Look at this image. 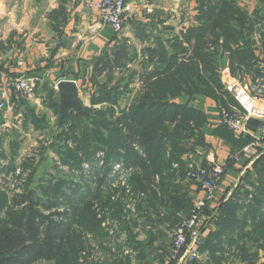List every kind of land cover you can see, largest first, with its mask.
I'll return each mask as SVG.
<instances>
[{"label":"trees","instance_id":"1","mask_svg":"<svg viewBox=\"0 0 264 264\" xmlns=\"http://www.w3.org/2000/svg\"><path fill=\"white\" fill-rule=\"evenodd\" d=\"M260 2L264 4V0ZM262 8L250 12L237 0H197L191 23L178 31L163 26L165 35L155 36V45L144 47L140 59L138 51L130 53L125 43L113 54L104 51L93 63L91 78L97 82V89L91 105H82L79 116L73 110L67 112L50 145L59 162L70 171L82 170L84 162L97 161V188L92 190L88 185L83 191V185H71L72 181L60 176L55 181L46 179L37 190L32 186L37 154L27 157L21 166L32 171L21 192L0 189V264H83L84 232L93 231L96 237L105 235L93 210L94 199L100 200L103 209L110 210L121 229L127 231L125 245L136 254L132 259L123 254V244L117 245L116 252L110 251L112 264H133L134 260H139L137 264H153L155 259L164 264L162 255L151 258L153 247L137 238L134 228L140 223L125 217L127 188L119 183L125 179L137 201L141 225L149 224V229L154 227L155 219L168 220L174 211L191 212V202L184 200L182 192L183 183L190 180V163L183 160V155L204 143L202 128L207 116L189 101L176 99L201 94L214 98L223 108L241 109L225 89L223 61L228 58L233 76L241 77L244 72L259 75L256 35L264 36ZM65 10L61 5L49 18L57 15L58 22L64 23ZM53 28L58 30L56 25ZM137 60L139 70L128 68ZM122 70L127 75L114 82L115 74ZM100 76L106 81H98ZM135 82L139 84L136 94L121 108V96ZM53 108L60 114L59 102L54 101ZM261 124L257 122L258 127ZM213 133L231 145L232 153L253 139L250 134L236 136L223 123ZM116 164H123L128 172L122 180L120 174H115L111 181ZM253 167L255 178L244 179L252 188L238 185L220 201L211 219L215 230L199 248L200 254L207 255L208 264H226L235 256L241 257L244 264H256L263 258L264 264V153L253 161ZM55 170L64 172L58 166ZM16 171L15 164L0 166L2 178ZM82 181L85 183L84 177Z\"/></svg>","mask_w":264,"mask_h":264},{"label":"crops","instance_id":"2","mask_svg":"<svg viewBox=\"0 0 264 264\" xmlns=\"http://www.w3.org/2000/svg\"><path fill=\"white\" fill-rule=\"evenodd\" d=\"M94 1L0 0V98L4 91L12 95L8 86L12 79L20 76L33 77L36 83L34 95L15 101L11 111L4 112L0 109V165L3 160L8 164H14L16 161V155L10 158L9 154L1 149L5 135H11L18 130L29 135L32 129L47 134L48 139L57 134L61 119L60 114L54 111L53 104L54 101L61 103V92L56 84L63 80L74 81L78 87L81 104L90 106L91 96L97 89V82L91 78L93 63L104 54V51L108 50V53L113 54L125 43L130 53L135 49L138 51L140 59L144 47L155 45V36L165 35L163 26H172L178 31L189 25L190 22H186V15L188 12L194 15L197 5V0H128L125 30L121 34H116L111 26L102 21L99 10L92 6ZM237 1L250 12L263 7L261 12L264 13V4L261 5L260 0ZM61 5L66 9L64 23L58 22L60 18L57 15H54L52 19L49 18V15ZM53 25H56L58 30H55ZM256 54L259 56V51ZM128 68L139 70L138 60L129 64ZM222 71L224 82L233 79L228 58L223 61ZM127 73L123 70L117 72L113 81L120 76H126ZM253 79L252 72H244L241 75V81L246 85L251 84ZM98 81L104 82L106 78L100 76ZM130 87L131 90L125 92L119 100L121 108L130 103L139 84L135 82ZM176 101H189L192 106L201 109L207 116V122L202 128L204 143L196 145L195 149L185 153L183 160L201 166L226 163L233 148L222 137L213 133L214 129L221 125V104L214 98L201 94L192 99L184 96ZM71 110L78 116L81 115L72 108H69L68 112ZM257 122L256 119H251L250 123H247L248 128L251 134L262 135L264 132L258 127ZM263 153L264 141L253 155H244L237 162L229 164L216 202L209 203L205 211L209 225L202 234L203 242L208 234L215 230L214 221L211 219L215 217L220 201L227 199L238 185L245 184L252 188L244 179L249 176L252 180L255 178L253 161ZM183 186L184 200H189L192 206L196 199L205 195L204 191L190 180H186ZM188 212L174 211L168 215V220L155 219L153 228H157L162 236L156 234L154 249L159 250L164 264L168 262L171 247V239L166 236L168 230L173 228L169 226L175 219L180 220L185 217ZM143 228L149 230L148 225ZM138 239L145 242L141 236ZM103 255L106 257L105 263ZM103 255L101 256L102 264H112L114 259L112 253L110 255L107 252ZM196 261V264H208L207 255L201 253V257ZM262 261L263 258L256 264H261ZM133 264L137 262L134 260ZM226 264H244V262L241 257L235 256L231 257Z\"/></svg>","mask_w":264,"mask_h":264},{"label":"built area","instance_id":"3","mask_svg":"<svg viewBox=\"0 0 264 264\" xmlns=\"http://www.w3.org/2000/svg\"><path fill=\"white\" fill-rule=\"evenodd\" d=\"M127 2L128 0H95L92 6L99 10L101 19L105 24L111 26L116 34H121L126 27ZM188 20H193L192 14H190ZM256 38L258 40L260 73L255 78V82H252L249 87L244 86L236 79L225 80L224 82L225 89L233 95L246 114L243 117L237 109L229 110L223 107L220 109L221 123L225 124L236 136L251 134L247 126V122L251 117L259 119L262 123L259 128L264 132V36L260 37L257 34ZM8 86L12 91V95L8 91H4L1 93L0 98V109L4 112L13 110L15 101L34 95L36 83L33 77L20 76L12 79ZM251 135L255 140L239 151L232 153L229 156L230 160L224 164L211 166L189 164L188 178L204 191L205 195L196 199L191 212L180 221L174 230L172 248L173 252L178 255L177 258L180 257L182 251L184 252L182 259L195 261L201 257L199 248L203 243L202 234L209 225V219L205 216V211L208 209L209 203L216 202L221 182L229 164L237 162L244 155H253L263 144L264 134ZM101 155L102 153L99 154V156ZM116 167H120V164H117ZM123 183H125V179ZM126 188L127 192H130V187ZM130 206L131 204H128V208ZM134 207L135 204L132 203L131 208L133 210ZM129 250L127 248V251ZM80 262L87 264L84 257L80 258Z\"/></svg>","mask_w":264,"mask_h":264},{"label":"rangeland","instance_id":"4","mask_svg":"<svg viewBox=\"0 0 264 264\" xmlns=\"http://www.w3.org/2000/svg\"><path fill=\"white\" fill-rule=\"evenodd\" d=\"M188 12V10H187ZM190 16V13L188 12V14L186 15V22L189 21L188 18ZM191 23V21H189ZM223 72V71H222ZM122 77V76H120ZM231 77L233 79H236L238 81H240L244 86L249 87L250 84H244L241 81V77H237V76H233L231 74ZM255 76L253 79V83L255 82ZM117 80H115L114 82H116ZM236 109V108H234ZM241 115H243V117L246 116L245 111L241 108L237 109ZM251 119H256L257 121H259L258 118L255 117H251ZM251 119L248 120V122L250 123ZM56 119H54L55 121ZM247 122V123H248ZM248 126V125H247ZM57 135V134H56ZM56 135L54 137H49V139L47 138V134L42 133V131H36L33 130L29 131V135H25V133L21 132L20 130H18V132L16 131V133H13L11 135L7 134L4 137L3 143L1 144V149L2 151L4 150L5 152H7L9 154L10 158H13L14 155H16L15 157V165L17 167V171L15 172V174L11 173L8 175H5V178H2L0 176V189H9L12 190L14 192H21L23 185L25 184V182L27 181V178L30 174V172L32 171L31 169H23L21 164L23 162H25V159L27 157H31V156H36L37 154V172L36 175L34 176V183H33V187L37 188L38 190V186L39 184H43L42 182L45 181L46 179H50L52 178L53 181H55V178L58 177H63L64 179H67L69 181H72L71 185H76V184H80L83 185L82 190L86 191L87 190V186L90 185L92 190H95L97 188V182L95 181L96 179V175H97V171L99 168V164H97V161L91 162V163H87L84 162L82 164V170H75V171H70V169L65 166L62 165L59 160H58V156L57 154L54 152V150L51 148V143L52 141H54L56 138ZM255 140L254 137L252 139V141ZM10 142L11 145H10ZM42 151V153L40 152ZM232 154V153H231ZM230 154V155H231ZM229 155V156H230ZM99 156H97L98 159ZM255 157V156H254ZM228 160H230L228 158ZM227 160V161H228ZM255 160V159H254ZM4 161V160H3ZM1 162L0 166L6 165L7 166V162ZM100 163V162H99ZM58 166L59 169H62L64 172L61 174L58 173L55 170V167ZM116 165H114V173H112V178L111 181H113V179L115 178V174H120V180H122V175H125L127 170L126 167L123 164H120V167H116ZM82 173L84 174V176H82ZM50 175L52 177H50ZM68 175V176H66ZM15 176H19V177H15ZM85 178V183L82 181V177ZM51 180V179H50ZM118 182H115V184H117ZM40 184V185H41ZM118 185V184H117ZM119 185L121 187H128L127 183H123L120 182ZM65 188V187H64ZM66 189V188H65ZM70 192V189H68V193ZM127 198H126V209L124 210V213L128 212V215L125 216L127 219L132 217V220H136L137 222L140 223V225H138L137 227L134 228V232L138 233L137 238H139L141 236V238L145 239V242H148L153 249L151 250L153 255L151 256V258H154V256L160 255L159 254V250L154 249L155 248V240L157 237L156 234H162L161 232L158 231L157 228H151L149 230H147L146 228H143L144 226L141 225L142 222V217L139 216V213L137 212L136 207H134V210L131 208L132 203L136 205L137 201L134 199L133 200V196L131 195L130 192H127ZM100 200L98 199H94L93 200V210L95 211L97 218L101 220V226H102V230L105 233V235H102L100 237H96L95 234L93 233V231H85L84 235V251L82 252V255L80 258L84 257L85 260L87 261V264H90L92 262L95 263H102L101 262V256L107 252L111 253L110 251L116 252L117 250V245H124L123 247H121V250L123 252L124 255H129L131 257H133L132 259L135 258L136 254L135 252L130 249L129 247H126L125 242L127 240V238H129V234L127 233V231H124L121 229L119 221L117 220V218L112 214V212L107 209H103L102 205L99 202ZM128 204H131L130 208H128ZM65 209L63 206H61V210ZM152 218H154V214L152 215ZM181 220V219H180ZM180 220L175 219L173 221V223L169 226V228L173 227L172 229H169L168 232L166 233V236L168 239H171V247L169 248V253H168V262L167 264H194L192 261L187 260L186 258L182 259L184 252L182 251L181 255L179 258L178 255H176L173 252V248H172V243H173V238H174V230L176 229V227L178 226V224L180 223ZM154 225V224H153ZM148 226H150L148 224ZM150 228V227H149ZM127 233V234H126ZM153 234L155 236H152L150 234ZM127 248L130 249L129 251H127ZM121 252V251H119ZM104 256V255H103ZM139 260H136V262L138 263ZM106 262V257L104 256V263ZM157 264H161L160 260L155 259L153 261V263ZM35 264H53L52 262H46V261H41V262H37ZM196 264V263H195Z\"/></svg>","mask_w":264,"mask_h":264},{"label":"water","instance_id":"5","mask_svg":"<svg viewBox=\"0 0 264 264\" xmlns=\"http://www.w3.org/2000/svg\"><path fill=\"white\" fill-rule=\"evenodd\" d=\"M57 88L61 92L60 119L62 120L67 114L69 108L81 114L82 104L78 97V87L76 83L71 80H63L58 83Z\"/></svg>","mask_w":264,"mask_h":264}]
</instances>
